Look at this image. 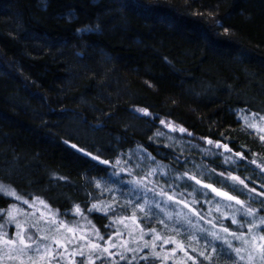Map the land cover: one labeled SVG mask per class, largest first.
<instances>
[{
  "label": "trees",
  "instance_id": "obj_1",
  "mask_svg": "<svg viewBox=\"0 0 264 264\" xmlns=\"http://www.w3.org/2000/svg\"><path fill=\"white\" fill-rule=\"evenodd\" d=\"M239 110L264 116V0H0V183L98 233L99 246L120 234L71 264H161V252L127 241L124 207L89 211L105 208L112 163L131 149L167 172L185 174L190 158L222 170L154 143L161 121L179 139L227 145L252 166L234 177L257 181L264 145ZM15 202L0 193V232Z\"/></svg>",
  "mask_w": 264,
  "mask_h": 264
},
{
  "label": "rangeland",
  "instance_id": "obj_2",
  "mask_svg": "<svg viewBox=\"0 0 264 264\" xmlns=\"http://www.w3.org/2000/svg\"><path fill=\"white\" fill-rule=\"evenodd\" d=\"M237 115L242 126L253 132L264 145V140L260 138L264 136V131H261L264 129V121L242 110L237 111ZM170 130L167 127L165 131L155 133L153 142L180 155L217 161L222 170L214 168L212 171L204 167L201 161L190 158L183 163L185 174L173 173V168L170 169L171 172H167L147 151L135 147L113 161L103 207H124L129 215L118 221L125 229L127 241H139L145 248L161 252V258H153L161 264H264V248L260 247L264 241L259 239V236H264V225L249 233L250 225L247 223L255 219L259 224L260 217H264V195L257 191L250 192L243 184L230 178L235 173L241 175L238 171L244 172L247 167L250 169L252 166L242 164L236 152L226 151L223 147L200 146L175 137ZM189 176L201 181L195 189L199 192L197 198L187 189L190 182L196 183L195 180L188 179ZM257 176V181L251 182L248 176L242 180L244 184H253L259 193H264V172L257 170ZM133 181L137 183H132ZM203 185H211L212 188L234 196L236 200L257 210V216H245L244 209L236 200L229 201L226 197L217 196L211 188ZM161 189L167 195L159 194ZM168 196H173V199L169 200ZM25 200L29 203L25 204ZM39 201L41 200L16 199V206L5 211L10 228L7 232H0L1 261L7 264H71L72 259L75 261V258L81 256L80 253H83L82 256L98 258L96 254L103 253L104 248L109 250L113 248L111 244H119L118 233L117 242H108L106 239L102 246L93 248L92 245H99L97 234L81 226V222L79 225H71V222L60 220L53 210ZM20 207L25 210H20ZM9 211L13 212L12 217L8 216ZM233 216L236 217L237 224L231 222ZM135 217L137 220L134 221ZM138 218L143 221L140 223ZM17 224L21 228H17ZM241 224L244 227H240ZM225 227L229 229L227 233L223 231ZM21 231L25 237L32 236L35 241L32 248L21 253L19 249L23 245L18 241L6 248L3 244L4 233L7 238L12 239ZM242 233L243 239L235 238ZM71 235L75 237L74 240ZM253 235L257 237L255 241H252ZM25 243L32 242L25 238ZM229 244L232 245L231 248L228 247ZM37 246L39 251L34 250ZM236 248L241 249L240 255L244 259L237 257L234 251ZM86 261L95 262L93 259Z\"/></svg>",
  "mask_w": 264,
  "mask_h": 264
},
{
  "label": "snow or ice",
  "instance_id": "obj_3",
  "mask_svg": "<svg viewBox=\"0 0 264 264\" xmlns=\"http://www.w3.org/2000/svg\"><path fill=\"white\" fill-rule=\"evenodd\" d=\"M141 111H145V110H141ZM145 114L147 115V112H146V111H145ZM259 119L262 120V121H264V116L259 117ZM161 123H162V124H165L166 127L172 128L173 131L177 130V129H176L175 127H173L171 124H166L164 121H161ZM249 126L251 127V126H254V125H249ZM178 130H179L180 132H185V131H186V129H183V128H179ZM261 131H264V129H261ZM260 138H261L262 140H264V136H261ZM208 143L211 144V143H213V142H212V141H208ZM216 146H217V147H223L226 151H231L230 149H228L227 145H220V144H217ZM74 147H75V146H74ZM237 155H240V154L238 153ZM96 158H97V157H93V159H96ZM252 162L255 163V161H252ZM103 163H107V162H106V161H103ZM118 163H119V162H118ZM186 175H187V174H186ZM230 178H231L232 180H234V181H238L240 184H243L245 188L248 187L246 184H244V181H243V180H240L239 177H230ZM188 179L195 180L196 184H200V183H201V181H200L199 179H196L194 176H189ZM132 183H137V182H136V181H133ZM97 187H100L99 182H97ZM203 187H205V188H211L212 192L216 193L217 196H220V197H226L227 200H229V201H231V200H236L235 197L228 195V193L218 191L217 189L212 188L211 185H203ZM249 191H250V192H255L256 190H255V189H249ZM0 193H3L4 195H7V196L14 197V198H16L17 200L22 199V198L16 193V191H15L14 189H12V188L9 187V186L4 185L3 183H0ZM159 194H161V195H167L166 193L163 192L162 189H161V192H160ZM258 194H260V195H264V193H258ZM168 199H169V200H172V199H173V196H168ZM23 202H24L25 204L29 203L27 200H25V201H23ZM39 203H40V204H44V201L41 200V201H39ZM236 203L239 204V205H241V207L244 209V215H245V216H248V217H256V216H257V210H255V209H253V208H251V207L246 206V205L244 204V202H242V201L236 200ZM185 206H187V205H185ZM45 207H46V205H45ZM109 208H110V206H108V208H101V207L98 206L97 204H93V205H92V208L89 209V211L96 210V211H105V212H106ZM75 211H76L77 214H82V213H81V209H80L79 206H76ZM141 211H143V208H141ZM8 216H9V217H12V216H13V212H12V211H9V212H8ZM121 222H122V221H121ZM231 222H232L233 224H237V223H238V221H237V219H236L235 216H233V217L231 218ZM89 223H90V222H89ZM161 223H163V221H161ZM247 223L250 225V227H249V233H251L254 229H259L261 225H264V217H260V223H259V224L256 223L255 219L250 220V221H248ZM61 226H63V225H61ZM4 227H5V225H0V229H3ZM16 227H17V228H21V225L17 224ZM93 227H94V226H93ZM240 227H244V225L241 224ZM68 231H72V230H71V229H68ZM154 231H155V230L153 229V232H154ZM223 231L227 233V232L229 231V229L225 227V228L223 229ZM97 235H99V234L97 233ZM214 235H215V234H214ZM233 235L235 236V234H233ZM4 237H5V238L3 239V244H4V246H5L6 248H8V247H10V246H12V245H15V244L17 243V241L19 242V244L23 245V247L19 249V251H20L21 253H24V252L28 251L29 249H31V248H32V244L35 243V241L32 240V236H31V235H28L27 237H25V234L23 233V231L18 232V233L16 234V237H15V238H12V239L7 238V234H6V233H4ZM25 238H27V240L31 241L32 243H28V244H26V243H25ZM156 238L159 239L158 236H157ZM217 238H218V237H217ZM235 238H236V239H243V238H244V234L242 233L240 236H235ZM100 239H103V237H100ZM256 239H257V237H256L255 235H253V236H252V241H255ZM259 239L262 240V241H264V236H259ZM165 243H167V241H165ZM245 243H251V242H250V241H245ZM146 246H147V245H146ZM92 247H93V248H99V245L94 244V245H92ZM111 247L115 248V247H117V245H116V244H111ZM228 247L231 248L232 245L229 244ZM260 247H261V248H264V244L260 245ZM13 250H15V249H13ZM34 250H35V251H39V247L37 246V248L34 249ZM213 251H215V249H213ZM234 251H235L237 257H239V259H241V260L244 259V257L240 255V253H241V249H240V248H236V249H234ZM103 252H108V248H104V249H103ZM74 255H75V253H74ZM80 255L82 256L83 253H80ZM201 255H203V253H201ZM262 255H264V254H262ZM120 258H121V259H125L124 256H121ZM205 258L207 259L208 257H205ZM230 258H231V257H230ZM248 258H249V259H252L251 256H249ZM80 264H84V261L81 260V261H80Z\"/></svg>",
  "mask_w": 264,
  "mask_h": 264
},
{
  "label": "flooded vegetation",
  "instance_id": "obj_4",
  "mask_svg": "<svg viewBox=\"0 0 264 264\" xmlns=\"http://www.w3.org/2000/svg\"><path fill=\"white\" fill-rule=\"evenodd\" d=\"M262 169L264 170V168H262ZM263 170H262V171H263Z\"/></svg>",
  "mask_w": 264,
  "mask_h": 264
},
{
  "label": "water",
  "instance_id": "obj_5",
  "mask_svg": "<svg viewBox=\"0 0 264 264\" xmlns=\"http://www.w3.org/2000/svg\"><path fill=\"white\" fill-rule=\"evenodd\" d=\"M169 130V129H168Z\"/></svg>",
  "mask_w": 264,
  "mask_h": 264
}]
</instances>
